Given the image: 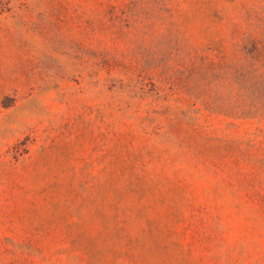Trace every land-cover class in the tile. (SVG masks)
<instances>
[{
    "label": "rangeland",
    "instance_id": "obj_1",
    "mask_svg": "<svg viewBox=\"0 0 264 264\" xmlns=\"http://www.w3.org/2000/svg\"><path fill=\"white\" fill-rule=\"evenodd\" d=\"M255 81L264 0H0V264H264Z\"/></svg>",
    "mask_w": 264,
    "mask_h": 264
},
{
    "label": "trees",
    "instance_id": "obj_2",
    "mask_svg": "<svg viewBox=\"0 0 264 264\" xmlns=\"http://www.w3.org/2000/svg\"><path fill=\"white\" fill-rule=\"evenodd\" d=\"M194 72L196 75H198V77L202 74V71L200 69H197ZM200 78L197 79V84H199ZM220 79L226 82H234V83L235 80H238L241 83H246L250 80L249 75L247 73L237 74L235 76L225 73L223 77H220ZM254 85L259 86L257 93H254L255 98L260 103L259 107H224L222 103L219 101H214L213 103H211V105H207L206 99L204 97H201L199 94H196L194 96L196 98H200L203 107H206L208 110H210L213 113L224 114L225 116L236 115L238 118H240L241 116L252 117L256 115H258L259 117H264V83L255 81Z\"/></svg>",
    "mask_w": 264,
    "mask_h": 264
}]
</instances>
